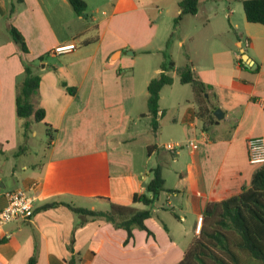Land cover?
<instances>
[{"label":"crops","instance_id":"obj_1","mask_svg":"<svg viewBox=\"0 0 264 264\" xmlns=\"http://www.w3.org/2000/svg\"><path fill=\"white\" fill-rule=\"evenodd\" d=\"M233 1L242 8L239 0ZM6 2L0 0L1 17L7 18L0 27V210L6 205L4 192L23 189L33 196L34 213L0 224V264H28L31 258L33 264H71L72 256L75 264L179 262L198 235L196 222L204 205L239 194L258 167L248 161L247 140L264 137V25L247 21L229 5L225 16L236 33L233 46L238 50L223 42L196 55L187 52V64L208 89L199 93L190 84V95H172L163 106L164 90L182 84L175 69L167 71L173 80L159 92L158 128L153 132L147 85L160 74L163 61L137 71L136 58L162 50L153 45L157 24L150 7L155 0H103L106 10L99 15L89 14L87 6L78 15L69 0ZM201 2L195 14L186 16H199ZM214 17L206 16L200 29L208 30ZM9 26L23 35L26 52L11 39ZM222 34L212 31L206 36L214 44V37L221 39ZM246 39L249 45L244 48ZM68 43L75 48L53 53ZM24 62L32 63L40 75L34 97L45 112L40 121L15 112ZM142 119L146 125L149 121L146 128L138 127ZM166 119L169 127L177 128L167 134L172 141L168 143H182L175 151L158 144ZM37 124L43 125L46 142L31 157L30 138L37 136ZM147 134L154 135V142ZM156 165L165 190L144 220L152 234L134 228L126 241L125 229L64 204L103 211L110 203L145 209L132 196L145 192ZM49 202L61 204L40 209ZM169 209L174 217L165 218L163 212ZM188 230L192 237L183 244L179 235L186 238Z\"/></svg>","mask_w":264,"mask_h":264},{"label":"trees","instance_id":"obj_2","mask_svg":"<svg viewBox=\"0 0 264 264\" xmlns=\"http://www.w3.org/2000/svg\"><path fill=\"white\" fill-rule=\"evenodd\" d=\"M239 1L247 21L264 25V0ZM69 3L78 15L83 14L87 6L84 0H69ZM198 3L199 0L179 1L180 13L177 19L183 14H195L198 10ZM12 10L13 6L10 12ZM8 31L20 50L26 52L27 45L20 31L14 26H9ZM164 56L166 60L160 65L162 71L147 85V110L151 118L153 132L158 128L159 92L163 86L171 84L173 80L166 73L167 71L175 69L179 75V81L182 84H191L199 93L208 89V85L195 76L190 64L175 68L169 55L164 53ZM42 59V55L38 57V60ZM32 67V63L24 62L23 78L16 84L15 112L17 117L27 119L33 116L36 121H40L44 118L45 112L34 102V97L38 93L40 75L34 73ZM62 85L70 93L74 92L73 87H69L65 83ZM25 127H28V122H25ZM151 172L152 178L148 182L145 192L134 193L132 196L133 202L143 203L147 206L145 209L110 203L109 209L103 211L74 207L69 203L64 204L74 212L93 219H104L115 227L125 229L127 231L126 241L133 237L134 228L152 234L144 220L152 215L154 202L165 188L160 165L153 167ZM169 191L171 190L169 189ZM59 204L61 203H45L40 206V209ZM69 262L75 264L74 256L69 259ZM28 264H33V258L29 260ZM175 264H264V165L257 167L250 184L243 187L239 194L204 205L198 235L185 251L183 258Z\"/></svg>","mask_w":264,"mask_h":264},{"label":"rangeland","instance_id":"obj_3","mask_svg":"<svg viewBox=\"0 0 264 264\" xmlns=\"http://www.w3.org/2000/svg\"><path fill=\"white\" fill-rule=\"evenodd\" d=\"M87 11L91 15H99L103 9L106 10L105 6H102L101 3L103 0H87ZM179 0H155L154 6L151 5L150 7V15L153 18L154 22L157 24V35L154 39L153 45L154 46H162L161 51H155L151 54H143L140 55L141 57L136 58V62L139 63L137 66V71L139 70L140 66H155L158 64L161 60L165 61L166 58L164 56V53H167L169 55V58L174 60L177 64V67H182L187 64L186 60V53L191 52L195 53V55L198 53V50L208 49L210 46L213 47L214 45H221V43L226 42V45L230 44L232 49L238 50L235 46H233V42L236 40V33L232 30L229 26V20L227 18L226 12L227 7L229 5H234L237 7L238 14L243 15L244 12L242 11V8L239 3H235L233 0H202L200 3L201 12L199 16L193 17V16H186V14H183L180 16L179 19H177L178 14L180 13L179 8ZM3 5H7L8 3L6 0H2ZM96 8L98 10L96 11ZM179 11V12H178ZM178 12V13H177ZM212 14L215 15L214 18L211 19V24L208 30H202L200 29L201 24L205 20L206 16L212 17ZM1 17L0 13V27L3 28V26L7 22V18ZM212 31L215 33L223 32L221 35V39L218 36L214 37L215 43H211L210 37L206 36V33L209 32L211 35ZM228 33V34H227ZM185 34H189L192 36L191 38L186 37L183 38ZM204 34V35H203ZM230 35V36H228ZM229 37H231L229 39ZM183 38V42L179 43ZM228 40L230 42H228ZM213 44V45H212ZM244 48L245 43H244ZM194 55V61L200 63L199 57ZM189 64V62H188ZM18 80L19 77H18ZM192 93L190 84H180L179 82H176L175 86L173 87V90H170V86L166 88L163 92V106L166 103L167 99H171L172 95L183 97L184 95H190ZM164 109V108H163ZM170 116V112L166 114V117ZM167 119L163 121V128L161 129V135L160 140L158 141V144L166 145L168 142L167 134L170 132L177 131V128L175 127H169L168 124H166ZM166 124V125H165ZM149 125V121L145 122V119H142L140 122V125L138 127L142 128L145 126V128ZM37 130V136L30 138V145H29V152L31 157L35 153L40 152L41 145L45 144L46 142V135L45 130L43 128L42 124L36 125ZM151 138L150 142H154V135L147 134ZM142 142L146 140V135L141 137ZM161 145V146H162ZM139 150V149H138ZM168 150V149H167ZM41 158V156H39ZM154 164V160L152 161ZM168 180H170V176L167 175ZM163 215L165 217H174L172 214L171 209L164 211ZM166 218V217H165ZM181 226V225H180ZM179 230H181V227H179ZM171 233L176 237V232L172 231ZM179 235V234H178ZM183 244L187 242L188 239H191L192 237V231H189L186 233V238H183L181 235H179Z\"/></svg>","mask_w":264,"mask_h":264},{"label":"built area","instance_id":"obj_4","mask_svg":"<svg viewBox=\"0 0 264 264\" xmlns=\"http://www.w3.org/2000/svg\"><path fill=\"white\" fill-rule=\"evenodd\" d=\"M249 45L248 39L245 40V47ZM75 48L73 43L58 45L53 49V53L62 54ZM188 145L193 147L192 141ZM182 147V143H167L165 148L175 151ZM248 161L250 164L264 165V137L255 136L247 140ZM6 205L0 210V224H5L16 219L30 218L34 213L33 196L23 189H14L4 192ZM202 223V217L196 222V230L199 232Z\"/></svg>","mask_w":264,"mask_h":264},{"label":"water","instance_id":"obj_5","mask_svg":"<svg viewBox=\"0 0 264 264\" xmlns=\"http://www.w3.org/2000/svg\"><path fill=\"white\" fill-rule=\"evenodd\" d=\"M244 59L248 61L249 63V67L253 68V63H251V61L248 59V57L245 55ZM214 115L216 116V118L219 120L222 116L221 111L217 108L216 111L214 112Z\"/></svg>","mask_w":264,"mask_h":264}]
</instances>
